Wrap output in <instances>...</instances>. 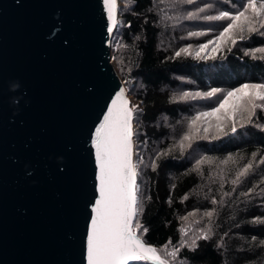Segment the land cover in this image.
Segmentation results:
<instances>
[{
	"label": "trees",
	"instance_id": "obj_1",
	"mask_svg": "<svg viewBox=\"0 0 264 264\" xmlns=\"http://www.w3.org/2000/svg\"><path fill=\"white\" fill-rule=\"evenodd\" d=\"M121 2L112 58L128 93L140 101L133 120L136 182L144 209L140 218L149 229L142 237L158 248L166 243L180 247L181 226L187 225V238L194 232L201 235L200 247L194 254L181 249L178 264L185 257L191 264H264V219L253 223V217L264 218V127H257L264 125V110L257 109L253 123L241 127L238 122L234 133L225 129L221 134L216 126L204 132L209 120L201 117L198 137L190 147H180L197 112L216 107L227 90L245 81L264 82V52L259 51L264 30L246 33V39L229 42L205 59L195 55L198 44L226 26L222 19L206 17L237 8L245 0ZM185 46L190 47L176 56ZM212 88L221 91L203 95ZM184 92L186 99H174ZM161 150L167 154L157 156ZM249 160L253 169L233 183ZM209 210H214L211 218L204 215ZM206 228L212 233L208 240L198 232Z\"/></svg>",
	"mask_w": 264,
	"mask_h": 264
},
{
	"label": "water",
	"instance_id": "obj_2",
	"mask_svg": "<svg viewBox=\"0 0 264 264\" xmlns=\"http://www.w3.org/2000/svg\"><path fill=\"white\" fill-rule=\"evenodd\" d=\"M106 19L102 0H0V264H86L90 134L126 89ZM132 139L134 163V120Z\"/></svg>",
	"mask_w": 264,
	"mask_h": 264
},
{
	"label": "snow or ice",
	"instance_id": "obj_3",
	"mask_svg": "<svg viewBox=\"0 0 264 264\" xmlns=\"http://www.w3.org/2000/svg\"><path fill=\"white\" fill-rule=\"evenodd\" d=\"M103 9L106 11V29L109 33L120 23L117 20V0H102ZM169 7H176L170 4ZM209 5L205 4L204 8ZM197 11H200L197 9ZM187 15L191 17L192 12ZM206 19H222L226 26L222 27L218 35L206 40L199 45L195 52L197 57L209 46H213L203 58H207L217 52L228 43L235 44L237 40L246 39V33H254L264 30V0H245L237 8L230 11H219L216 17ZM131 24V21L128 22ZM194 33L189 32L188 35ZM117 47L119 45L117 44ZM190 46L176 52L187 51ZM255 53L256 49L249 50ZM264 52V46L259 48ZM264 58V57H262ZM220 89L212 88L203 95L212 96ZM124 87H119L115 94L110 97V103L106 104V111L103 112V119L95 125V133L90 134V142L95 148V179L98 195H93L94 203H91V211L88 213L89 223L86 225V264H128L135 261L137 264L142 261H152L154 264H178L181 249H188L195 253L200 247L197 243L201 235L194 232L191 239L187 238L190 231L187 225L181 226L182 237L178 241L180 247L164 244L159 248L152 243H147L141 233H147L149 229L141 222L140 213L144 211L141 206V194L139 185L136 182L137 166L133 163V118L138 105L131 104ZM188 93L184 92L174 99H186ZM257 109L264 110V82L245 81L237 87L227 90L223 99L219 100L216 107L206 112H197L195 117L189 121V131L185 132L180 141L183 150L191 146V141L198 137L200 128L197 122L201 117H215L216 129L221 134L224 130L236 132L239 126L253 123V117ZM211 124L204 127L208 132ZM264 127V125H257ZM166 155L163 150L156 155ZM253 159L255 153L252 154ZM264 161V156L260 157ZM152 162V167H156ZM253 169V160L240 167L233 179V183H239L240 179L246 176ZM261 179H264L262 177ZM253 189L249 188L248 192ZM215 201V197L212 198ZM214 210L204 213L211 218ZM181 219H186L182 217ZM264 218L253 217V223ZM202 233L203 239L208 240L212 235L210 228L198 230ZM264 244V241H261ZM179 264H191L187 257L180 260Z\"/></svg>",
	"mask_w": 264,
	"mask_h": 264
},
{
	"label": "rangeland",
	"instance_id": "obj_4",
	"mask_svg": "<svg viewBox=\"0 0 264 264\" xmlns=\"http://www.w3.org/2000/svg\"><path fill=\"white\" fill-rule=\"evenodd\" d=\"M121 4H122V2H121V0H120V6H121ZM199 45H200V44H198V46H197V48H196V51L198 50ZM212 47H213V46H209L207 49H205L203 52H201V56H200V57H204V56H206L209 52H211ZM196 51H195V52H196ZM217 52H218V51H217ZM217 52L213 53L212 55L208 56L207 58L213 56V55L216 54ZM114 62H115V60H114ZM125 86H126V85H125ZM126 89H127V86H126ZM129 100H130V103H131V104L138 105L137 108H139V106H140V105H139V104H140V101H139L134 95L129 94ZM206 118H208V120H209V124H211V126H216L217 121L215 120V117H206ZM134 153H135V151H134Z\"/></svg>",
	"mask_w": 264,
	"mask_h": 264
}]
</instances>
